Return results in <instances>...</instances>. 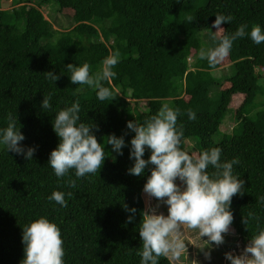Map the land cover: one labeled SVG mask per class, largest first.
Returning a JSON list of instances; mask_svg holds the SVG:
<instances>
[{"label": "trees", "instance_id": "trees-1", "mask_svg": "<svg viewBox=\"0 0 264 264\" xmlns=\"http://www.w3.org/2000/svg\"><path fill=\"white\" fill-rule=\"evenodd\" d=\"M49 1L71 20L70 29L55 28L44 15L41 6ZM10 5L0 8V128L7 127L9 113L17 116L25 136L21 143L36 151L27 160L0 148V264H22L23 227L42 216L61 230L65 264H140L142 191L154 166L143 176L128 173L135 133L126 125L143 123L167 103L181 112V150L198 155L220 147L222 161L239 159L233 174L245 181L244 192L232 198L230 227L244 241L264 230V43L238 39L214 68L199 58L201 49L214 48L242 24L247 32L257 24L264 27V0H10ZM218 14L233 17L221 25L223 33H213ZM115 51L120 53L117 76L110 85L103 82L114 99L100 101L96 89L71 82L67 65L88 63L94 77ZM227 66L232 73L224 70ZM218 69L224 73L220 78L213 74ZM47 72L60 78L54 83ZM49 94L52 109H42ZM75 101L81 105L80 122L98 127L93 131L106 158L95 174L76 178L73 169L57 178L48 164L59 143L52 122ZM140 101L147 104L144 110ZM188 110L197 113L196 120L188 119ZM229 110L235 111L234 127L224 133ZM111 134L129 143L123 155L114 153L115 160L107 144ZM190 138H199V152L186 149ZM149 156L146 149L143 158ZM72 180L75 187L69 186ZM54 191L72 193L65 196L67 207L49 201ZM124 205L137 209L132 223ZM159 264L172 262L161 257Z\"/></svg>", "mask_w": 264, "mask_h": 264}, {"label": "clouds", "instance_id": "clouds-1", "mask_svg": "<svg viewBox=\"0 0 264 264\" xmlns=\"http://www.w3.org/2000/svg\"><path fill=\"white\" fill-rule=\"evenodd\" d=\"M191 19L188 17L189 21ZM232 20L230 15H216L212 23V28L216 29L213 33H223L221 25L231 23ZM247 28V24H242L234 33L223 35L214 48L201 49L199 58L206 59L209 66L214 68L230 55L236 40L248 36L256 45L264 43V27L257 24L250 32L246 31ZM215 39L214 36L213 40ZM119 62L120 53L115 51L102 61V67L94 77L90 75L88 63L82 66L69 64L67 70L71 72L70 80L73 84L96 89V98L105 101L114 99L115 92L111 87L104 86L103 82L111 84L117 76L114 68ZM46 78L55 83L60 77L47 72ZM51 100V94L44 96L41 108L51 110ZM80 111L81 105L79 101H75L59 110L52 122L59 143L51 151L48 164L57 178L66 176L73 169L76 178L95 174L105 161V147L98 143L93 131L94 128L97 131L99 129L93 123L80 122ZM180 115L178 108L164 104L143 123L128 121L126 125L127 129L135 133L129 148V159L134 160V165L128 169V173L143 176L149 166H154L143 192L155 198L157 203L150 205L142 215L138 230L142 250L136 253L141 257L140 264H159L161 257L180 259L187 252L183 238L184 226L198 229L200 236L207 237L209 244H223L225 237L222 234L229 233L234 219L231 211L232 198L244 192L245 181L233 174V166L239 163L238 158L222 161L220 147L210 148L198 155H190L181 150L184 132L183 127L177 124ZM187 116L190 121L197 119V113L192 110H188ZM7 120V127L0 128V148L32 160L36 149L25 147L21 143L25 136L20 131L21 126H17V116L9 113ZM107 144L111 145L112 152L117 155H123V149L129 147L124 136L117 137L115 134L107 137ZM146 149L150 151L148 159L143 158ZM209 167L215 171L210 173ZM69 186L75 187V181H70ZM66 195L70 197L72 193L54 191L48 199L61 207H67ZM260 202L264 203V197L260 198ZM161 205H167V215L159 211ZM124 207L131 213L127 222L132 223L137 209L127 205ZM249 217H253V214L249 213ZM236 236L239 243L232 248L233 253H225V259L230 264H264V230L259 231L250 241H244L237 234ZM248 242L246 246L244 243ZM22 243V264H65L61 230L47 217H39L23 227ZM205 258L211 260L210 252L205 253ZM195 262L193 264H198Z\"/></svg>", "mask_w": 264, "mask_h": 264}, {"label": "rangeland", "instance_id": "rangeland-1", "mask_svg": "<svg viewBox=\"0 0 264 264\" xmlns=\"http://www.w3.org/2000/svg\"><path fill=\"white\" fill-rule=\"evenodd\" d=\"M11 7L12 6L10 5V0H0V8L8 9ZM41 10L43 11L44 15L49 18V20L51 21V23L54 25L55 28L68 30L73 26V23L71 22V20H69L67 17L62 16L58 12L57 4L54 1H49L43 4L41 6ZM210 36L211 34L206 35V37H204V41L207 42ZM224 70H226L227 73L228 72L232 73V68L228 66ZM213 74L216 77L220 78L222 77L221 75H223L224 73H223V70L218 69V70L213 71ZM257 100L259 101L260 97H257ZM129 101L133 103L132 100L129 99ZM139 106L141 110H144L147 104L145 101H140ZM233 113H235V111L229 110L224 123L221 125L222 132L230 133L232 128L234 127V121L231 118V115ZM219 137L220 136H216V140H218ZM198 143H199V138H190L184 141L186 149L191 153L199 152L200 148L199 146H197ZM109 147H111V145H109ZM112 153L113 154L111 155V158L113 159V157H115V154L114 152ZM178 182L179 180H177V183ZM142 197L145 203V210L150 205L154 206L157 203L155 198L149 197L143 191H142ZM159 211L167 215V205H161L159 208ZM229 232L230 233L228 234H222L225 237L224 243L219 246H216L214 242L209 244L207 242V237H201L198 229H189L187 228V226H184L183 238L186 243L187 252L182 254L180 259H173L171 257H169V259L174 264H193L195 261H197L198 264H214V263L215 264H230L229 261L225 260V253H233L231 252V250L232 248H234V245L239 243V241H237L239 238L236 236V233H234V231L231 228ZM244 244H246L247 246L249 243H244ZM240 245H241V242H240ZM207 252H210L211 254L210 261L205 258V253Z\"/></svg>", "mask_w": 264, "mask_h": 264}, {"label": "crops", "instance_id": "crops-1", "mask_svg": "<svg viewBox=\"0 0 264 264\" xmlns=\"http://www.w3.org/2000/svg\"><path fill=\"white\" fill-rule=\"evenodd\" d=\"M230 228H231V227H230ZM231 229H232V228H231ZM232 230H233V229H232ZM233 231H234V230H233ZM229 233H230V232H229ZM234 233H235V231H234ZM234 243H235V242H234ZM248 243H249V242H248ZM225 260H226V259H225ZM196 262H197V261H196ZM196 262H195V263H196ZM213 263H214V262H213ZM214 264H215V263H214Z\"/></svg>", "mask_w": 264, "mask_h": 264}]
</instances>
